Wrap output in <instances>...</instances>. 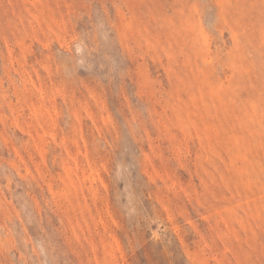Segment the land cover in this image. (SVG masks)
Segmentation results:
<instances>
[{
  "label": "rangeland",
  "instance_id": "374dc122",
  "mask_svg": "<svg viewBox=\"0 0 264 264\" xmlns=\"http://www.w3.org/2000/svg\"><path fill=\"white\" fill-rule=\"evenodd\" d=\"M0 264H264V0H0Z\"/></svg>",
  "mask_w": 264,
  "mask_h": 264
}]
</instances>
